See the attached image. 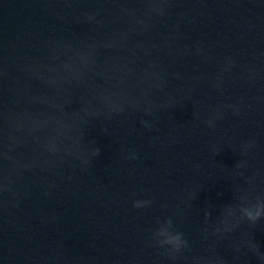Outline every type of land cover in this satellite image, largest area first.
Here are the masks:
<instances>
[{
    "label": "clouds",
    "instance_id": "clouds-1",
    "mask_svg": "<svg viewBox=\"0 0 264 264\" xmlns=\"http://www.w3.org/2000/svg\"><path fill=\"white\" fill-rule=\"evenodd\" d=\"M153 11L160 12L162 9L155 8ZM91 19V17H89ZM65 67H69L66 65ZM71 70V69H70ZM111 110V109H110ZM122 111V109H120ZM146 114H150L146 110ZM95 115L99 116L100 113L96 112ZM144 127H150L146 121H141ZM209 126H212L213 122L209 120L207 122ZM107 132V129H103ZM78 142V140H77ZM49 150L56 151V146L53 143L46 145ZM93 156L99 155V149L93 148L91 150ZM217 153L214 152V155ZM133 159L136 158L135 154L132 156ZM235 167H243L242 163H238ZM236 201L237 203L226 204L221 210L217 223L212 226V236H219L221 239H226L228 234L234 232L240 225L241 222H247L251 227H255L257 223L264 220V193L257 194L253 198H249V193L247 191H242L237 188ZM218 195H221L218 193ZM152 201L149 199L145 200H135L133 201V208L141 209L147 208L151 205ZM213 205L209 203L208 209H211ZM211 217V212L209 210L205 211V220L208 221ZM156 229L152 232V240L158 249H163L162 252H158V255L168 256L172 259L176 258V254L181 253L184 249L189 247L187 239L184 234L178 231L173 223L171 217L164 218L161 221L159 218L156 219ZM207 233V227L204 229ZM244 239L239 243H233L232 247L236 255H234L233 260L238 261L240 254L248 255L249 253L257 258L258 264H264V251H261L260 245L255 241L249 233H244ZM208 236L205 235L204 239ZM216 264H228V262L222 258H216Z\"/></svg>",
    "mask_w": 264,
    "mask_h": 264
}]
</instances>
